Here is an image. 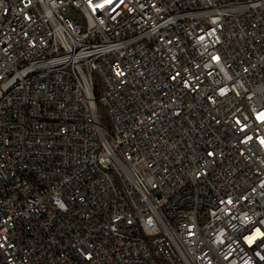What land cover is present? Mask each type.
Wrapping results in <instances>:
<instances>
[{"label": "built area", "instance_id": "obj_1", "mask_svg": "<svg viewBox=\"0 0 264 264\" xmlns=\"http://www.w3.org/2000/svg\"><path fill=\"white\" fill-rule=\"evenodd\" d=\"M0 264H264V0H0Z\"/></svg>", "mask_w": 264, "mask_h": 264}, {"label": "rangeland", "instance_id": "obj_2", "mask_svg": "<svg viewBox=\"0 0 264 264\" xmlns=\"http://www.w3.org/2000/svg\"><path fill=\"white\" fill-rule=\"evenodd\" d=\"M73 11L74 10H68L66 14L69 16H75V13Z\"/></svg>", "mask_w": 264, "mask_h": 264}]
</instances>
